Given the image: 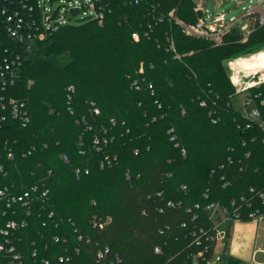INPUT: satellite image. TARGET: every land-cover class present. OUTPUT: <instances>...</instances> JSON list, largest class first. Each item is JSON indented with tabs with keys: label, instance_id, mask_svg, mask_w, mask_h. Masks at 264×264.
I'll list each match as a JSON object with an SVG mask.
<instances>
[{
	"label": "trees",
	"instance_id": "trees-1",
	"mask_svg": "<svg viewBox=\"0 0 264 264\" xmlns=\"http://www.w3.org/2000/svg\"><path fill=\"white\" fill-rule=\"evenodd\" d=\"M149 3L162 22L153 23ZM111 8L101 24H67L21 48L18 76L6 94L24 103L29 123L22 127L9 116L0 124V189L20 195L36 187V204L53 211L52 219L33 214L24 233L41 230L73 240L74 229L89 235L93 217L109 216L112 223L100 240L118 252L122 264H188L186 256L197 248L181 224L199 222H191L186 207L198 204L196 211L202 212L209 202L228 206L233 199L250 198V187L264 190V130L256 122L245 129L226 67L228 60L261 49L264 25L245 42L231 33L214 45L185 36L165 18L175 9L176 18L192 23L191 0ZM149 23L148 36L134 42L131 33L142 34ZM169 40L179 59L168 49ZM2 42L12 46L8 39ZM134 80L139 90L131 87ZM68 86L75 89L70 106ZM258 91L264 96V85ZM89 102L99 108L98 116L90 117ZM82 116L93 124L92 132L84 131ZM101 127L112 140L95 152L90 141ZM103 153L115 155L116 164L100 169ZM168 200L175 206L166 207ZM155 246L160 254L153 252ZM220 264L242 263L223 254Z\"/></svg>",
	"mask_w": 264,
	"mask_h": 264
},
{
	"label": "built area",
	"instance_id": "built-area-1",
	"mask_svg": "<svg viewBox=\"0 0 264 264\" xmlns=\"http://www.w3.org/2000/svg\"><path fill=\"white\" fill-rule=\"evenodd\" d=\"M50 5L58 1V7L53 11L45 5L42 0H0V124L5 121L6 117L17 120L22 127L29 123V116L24 103L7 96L6 90L14 84L17 79V68L20 66L19 52L22 47L29 48L35 42L43 41L49 34L56 31L62 26H66L77 16H81L78 22L96 21L101 24L108 14L111 13L112 6L123 5L133 6L140 3L149 2L150 0H47ZM202 1L203 0H194ZM214 8L209 12L202 4L195 9L201 13L194 24L187 27L183 21H178L175 16V9L170 10L166 19L180 27L187 36H196L211 41L214 45L222 43L224 36L235 25L242 22V18L251 19L256 25H264V0H256L259 4L257 14L249 9L242 7L241 16L226 17V12L215 10L230 0H212ZM252 4L254 0H246ZM201 3V2H200ZM151 15L153 23L163 21V16L155 14L154 4L149 3L146 6ZM72 10L79 11L75 16L71 15ZM256 15V16H255ZM245 31L247 24L242 27ZM151 30V24L138 32L131 33V39L138 42L142 37H147ZM2 38L8 39L12 46H5ZM168 49L173 53L175 59L180 56L176 53L173 42L169 40ZM257 58V63L252 68H244L241 62L248 59ZM228 78L234 89L233 103L239 101L240 110L246 121L245 129H249L254 122L258 127L264 130V96L258 91V88L264 85V51L257 52L248 57H237L226 62ZM138 72H142V63ZM126 79L131 80L127 75ZM131 87L139 90L140 86L137 81L131 82ZM151 90V86L148 85ZM75 89L68 86L65 89V102L70 106ZM7 96V97H5ZM199 106L204 107L203 101ZM100 114L99 108L94 102H89V115L96 117ZM215 123V120H212ZM80 123L84 126V131L92 132L93 124L88 117H80ZM110 125L115 124L114 120L109 121ZM105 128L101 127L99 133H94L90 145L95 152H103L112 138L108 137ZM170 134L169 141H176L173 135V129L168 130ZM175 148L180 147L178 142L174 143ZM46 147L45 145L43 146ZM34 147L29 149L25 156L29 155ZM137 152L134 151V154ZM182 157H185L184 149L180 150ZM62 160L67 162V158L62 155ZM12 158L11 153L7 154ZM99 162V168L111 167L116 164L117 157L103 153ZM230 161V158H227ZM1 170V167H0ZM76 170V174H78ZM84 172L87 173V170ZM128 179V173L125 174ZM227 182L222 187L227 186ZM185 190V186L180 187ZM36 187L23 191L19 194H8L7 187L0 189V264H122V259L118 252L105 243H102L100 236L106 232L112 223L109 216L93 217L90 221L91 232L88 234L78 233L74 229L75 238L69 240L65 235L47 234L41 230L35 233H24L28 229V218L33 214H47L48 219L54 217L52 210L43 206L42 203L35 202ZM47 191L41 193L45 196ZM252 195L250 198L241 197L239 200H231L228 206L219 202H209L203 206L202 212L198 204L193 207H186V212L191 214V222L198 221V224L186 226L182 223L181 227L185 228V237L190 238V246L197 248L186 256L188 264H220L223 254H227V245L229 228L234 222L256 221L264 219V190L255 191L252 187L248 189ZM159 195V194H157ZM206 197V195L204 196ZM166 207H174L175 203L168 200ZM177 205H180L179 203ZM11 213L13 218H5ZM203 218L205 221L200 220ZM202 221V222H201ZM208 222V223H207ZM45 227V221L41 224ZM73 226V223H72ZM31 237V238H30ZM50 246H57L58 250L49 251ZM155 254H160L158 246L153 249ZM49 256V257H47Z\"/></svg>",
	"mask_w": 264,
	"mask_h": 264
},
{
	"label": "crops",
	"instance_id": "crops-1",
	"mask_svg": "<svg viewBox=\"0 0 264 264\" xmlns=\"http://www.w3.org/2000/svg\"><path fill=\"white\" fill-rule=\"evenodd\" d=\"M229 236L228 256L242 264H264V219L234 222Z\"/></svg>",
	"mask_w": 264,
	"mask_h": 264
},
{
	"label": "rangeland",
	"instance_id": "rangeland-1",
	"mask_svg": "<svg viewBox=\"0 0 264 264\" xmlns=\"http://www.w3.org/2000/svg\"><path fill=\"white\" fill-rule=\"evenodd\" d=\"M39 1L42 2V0H39ZM44 1H45V5L48 8H51V10H53V11L59 5L58 4V1H55L53 5H50V3L47 0H44ZM191 1H192V4H193V12H194V14H195L196 17L194 18V21L192 23H190V24L183 22V24L186 27L188 25L194 24L195 21L197 20V18L201 17L200 16L201 13L195 11V9L197 8V6L199 7L202 4V6H205L206 9H208L209 12H212V10L214 8V5H213L214 2L212 0H203V2L202 1H194V0H191ZM257 2L258 1L254 0L252 2V4H249L246 0H230V1L225 2L223 5H221L219 8H217L215 11L216 12H219V11L223 10V11L226 12V17H228V18L230 17L231 18V16H236V17L241 16L240 14H241L242 7H249V9L251 8V10L254 12V14H257V12L259 11V6H258L259 4H257ZM79 18H81L80 15L77 16L75 19H73L69 23V25H79L80 23H83V22H78L79 21ZM177 19H178V21H181L179 18H177ZM251 19L242 18V22L239 25L233 26L231 28V30L224 36V38H223L222 41H224L225 37L228 36V34L235 33V34H237V38H238V41L239 42H245L248 39V37L255 31L254 29L257 26L253 21L252 22L250 21ZM245 23L247 24V28L244 31V30H242L241 27ZM180 30H182V29L180 28ZM184 35L187 36L186 34H184ZM189 37L190 38H197L196 36H190V35H189ZM199 39H203V38H199ZM260 51H264V45L261 46V49L254 50L253 52L247 53L244 56L241 55V56H238V57H243V58L244 57H248V56H250L252 54H255L257 52H260ZM233 105H235L234 107H236V108H239L240 107L239 101H237L236 103H233Z\"/></svg>",
	"mask_w": 264,
	"mask_h": 264
},
{
	"label": "bare ground",
	"instance_id": "bare-ground-1",
	"mask_svg": "<svg viewBox=\"0 0 264 264\" xmlns=\"http://www.w3.org/2000/svg\"><path fill=\"white\" fill-rule=\"evenodd\" d=\"M257 63V58L248 59L247 61L241 62V65H244V68H252Z\"/></svg>",
	"mask_w": 264,
	"mask_h": 264
},
{
	"label": "water",
	"instance_id": "water-1",
	"mask_svg": "<svg viewBox=\"0 0 264 264\" xmlns=\"http://www.w3.org/2000/svg\"><path fill=\"white\" fill-rule=\"evenodd\" d=\"M78 12H79V11H77V10H72V11H71V15H72V16H75Z\"/></svg>",
	"mask_w": 264,
	"mask_h": 264
}]
</instances>
